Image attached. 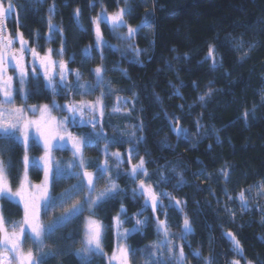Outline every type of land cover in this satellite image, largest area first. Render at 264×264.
Wrapping results in <instances>:
<instances>
[{"label": "trees", "instance_id": "obj_1", "mask_svg": "<svg viewBox=\"0 0 264 264\" xmlns=\"http://www.w3.org/2000/svg\"><path fill=\"white\" fill-rule=\"evenodd\" d=\"M13 4L12 16L4 21L7 35L16 39L17 33L22 34L28 47L37 48L41 55L51 48L56 60L62 40L66 41L63 59L70 69H78L83 74L81 83L94 85L92 71L98 66L105 69L104 79L111 81L112 94L104 100L108 106L103 117L104 131L109 137L127 134L122 136L124 140L135 139L130 136L132 131L137 137H143L136 145L138 156L132 163L143 158L154 189L170 193L181 202L184 211L169 209L168 222L172 225L174 243L184 247L186 264H203L208 258H215L214 264H233V261L264 264V192L259 187L264 185V0H129L127 5L123 0H13ZM125 7L135 9L131 16L125 17L134 28L151 14V25L140 31L133 42L141 55L136 57L126 43L116 39L101 23L104 40L116 46V50L105 49L103 61L99 51H94L92 59L82 63L83 50L95 46L92 20L102 10L113 14ZM50 8L55 10L52 23L62 32L55 33L52 41L47 42ZM77 10L85 31L77 25ZM126 32L124 28L119 35ZM19 46L17 40L14 47ZM210 47L220 65L215 70L212 59L206 60ZM73 55L74 62L69 60ZM25 59L28 62L30 54L26 53ZM114 65L119 66L118 71L113 70ZM125 71L127 77L122 75ZM74 79L69 76L70 83ZM177 89L179 96L175 95ZM104 90L103 87L96 89L85 97H56V101L61 105L68 100L94 101ZM200 96H204V101L199 100ZM117 97L126 102V107L113 113L111 108L117 103ZM45 103L51 105L52 97L39 96L29 101L36 105ZM53 114L59 118L66 115ZM173 117L178 118L180 128L188 130L186 138L182 134L178 138L171 130V125L176 123ZM70 130L79 134L85 129ZM131 146L124 143L110 151L126 156ZM98 148L102 149L103 143ZM23 154L20 147L2 157L5 163L11 161L14 166L10 173L13 188L18 183L16 177L23 171ZM42 154V150L29 153L31 157ZM53 155L61 162L71 159L67 151H56ZM85 158L90 163H102L104 159L98 150H87ZM114 163L110 160V167ZM129 167L125 163L117 171L127 173ZM89 171L95 169L90 167ZM222 172H227V177ZM161 175L167 178L166 184L160 183ZM29 178L33 184L41 183L43 172L29 169ZM106 180L98 184V191L105 187ZM76 182L75 179L63 181L52 189V194L58 197ZM117 183L126 195L117 197L97 213V218L109 226L119 212L121 201L128 217L139 212L143 204V199L132 198L136 184L123 178ZM241 191L246 193L247 211L240 207ZM163 204L169 205L167 197ZM4 208L7 221L21 219L22 209L18 211L7 202ZM62 214L63 210L57 209L45 223ZM185 214L194 229L187 243L179 239ZM87 216L85 212L56 233L55 242H49L44 252L61 251L63 255H57L49 264H82L76 253L82 247V226ZM151 216L149 210L140 218ZM160 218L164 219L162 215ZM133 225L134 221H129L124 227L131 229ZM229 232L239 241L243 257L234 252L227 238ZM69 235L71 239L64 238ZM106 237L104 250L110 256L116 243L111 227ZM156 240V225L150 222L143 234L129 237L126 243L131 248H147ZM31 247V244L25 245L26 249ZM196 251L201 253V258L191 255ZM91 262L107 264L105 258L97 256H92ZM131 264H144V260L138 255Z\"/></svg>", "mask_w": 264, "mask_h": 264}, {"label": "snow or ice", "instance_id": "obj_2", "mask_svg": "<svg viewBox=\"0 0 264 264\" xmlns=\"http://www.w3.org/2000/svg\"><path fill=\"white\" fill-rule=\"evenodd\" d=\"M123 3L127 5L129 0H123ZM134 11L135 9L130 7L120 8L113 14H107L106 10H102L92 20L95 26V46L83 50L82 63L91 60L94 51H99L100 59L103 61L105 49L116 50V46L108 45L104 40L101 23L108 27L116 39L126 43L127 48L136 57H139L141 50L135 47L133 42L140 31L151 25V14L145 16L142 23L134 28L125 20V17L131 16ZM13 12V0H0V145H3L0 147V264H49L51 259L63 255V252L45 253L44 249L48 247L49 242H55L56 233L78 220L85 212L88 216L85 217L82 226L83 239L80 241L82 247L76 253L77 259L82 264H92V256L105 258L107 264H131L138 255L143 258L144 264H186L184 247L174 243L172 225L168 222L169 209L184 211L181 202L175 200L170 193L158 192L154 189L153 184L149 182L151 178L143 158H139L138 163H132L138 156L136 145L143 140V137H137L136 132L132 131L130 136L135 139L124 140L122 136L127 134L109 137L104 131L106 125L103 117L108 107L104 104V100L112 94L111 81L104 79L105 69L98 66L92 71L91 74L95 77L94 85L81 83L83 74L78 69H70L68 62L63 59L66 41L62 40L61 48L55 54L59 57L56 60L53 59L51 48L41 55L37 48L28 47V41L22 34L17 33L16 39H13L5 33L4 21L10 18ZM54 14V8H50L48 20L50 35L47 37V42L52 41L55 33L62 32L52 23ZM78 16L79 10H77L76 22L80 30L85 31L79 23ZM124 28H127V32L119 35ZM17 40L20 44L18 49L14 47ZM26 53L30 54L28 62L25 59ZM75 59V55L69 57L70 61L74 62ZM207 59H212L213 70L220 66L215 60L212 47L209 48ZM10 70L13 74H9ZM113 70L118 71L119 66L114 65ZM122 75L127 77L128 73L125 71ZM69 76L75 78L74 82H69ZM102 87L105 90L94 101L68 100L64 105L56 101V97L61 96L67 98L71 95L81 97L92 95L96 89ZM175 95H180L178 89ZM39 96L52 97L51 105L29 104L30 100ZM17 100L20 101L19 105ZM199 100L204 101V96H200ZM122 106L126 107V102L121 97H117V103L112 106L111 111L118 113ZM55 112L66 115L58 118L53 114ZM172 119L176 123L171 125V130L177 133L178 138L181 134L186 138L188 130L178 126V118ZM112 127L113 131H116L115 126ZM140 127L142 128L143 125ZM197 127H200L199 123ZM70 129L85 130L74 134ZM101 143H103L102 149L98 148ZM124 143L132 145L126 156L119 151H110L112 147ZM20 147L23 148L24 153L21 161L23 171L16 177L18 183L13 188L10 173L14 170V166L11 161L5 163L2 157ZM33 150H42L43 154L39 157H31L29 153ZM87 150H98L104 157L103 162L87 161L85 158ZM56 151L70 152L71 159L67 162L54 159L53 154ZM110 160L115 162L111 167ZM125 163L130 166L129 171L127 173L117 171ZM90 167L95 171H89ZM29 169L43 172L41 183L31 182ZM222 175L227 177L228 173L222 172ZM105 178H107L105 187L98 191V184L105 181ZM121 178L137 185L133 189L132 198L134 201L143 199V204L139 212L128 217V210L121 201L119 212L112 218V225L109 226L97 218V213L104 210L106 205L114 203L117 197L126 195L117 183ZM71 179L77 182L58 197L52 194V189L57 185ZM159 179L161 184L168 182L162 175ZM259 187L264 191V185ZM165 197L169 200L167 207L163 204ZM238 199L241 210L247 211L245 191L239 193ZM5 202L15 206L18 211L22 209L23 214L19 221L6 220ZM68 205L71 207H67ZM57 209H62L63 214L52 219L50 223H45V219ZM149 210L152 216L141 219L140 217ZM161 215L164 219L160 218ZM129 221H134L131 229L124 227ZM150 222L156 225V242L147 248H131L126 241L135 234H143ZM109 227L113 229L116 241L110 256L104 250ZM193 232L191 221L185 214L179 239L187 243L188 237ZM64 238L72 237L69 235ZM227 238L234 252L243 257V250L235 236L229 232ZM27 244L33 247L26 249ZM188 246L190 247V244ZM191 255L201 258L199 251ZM214 259L208 258L203 264H214ZM233 264H239V261H233Z\"/></svg>", "mask_w": 264, "mask_h": 264}, {"label": "rangeland", "instance_id": "obj_3", "mask_svg": "<svg viewBox=\"0 0 264 264\" xmlns=\"http://www.w3.org/2000/svg\"><path fill=\"white\" fill-rule=\"evenodd\" d=\"M30 60V59H29ZM10 74H13L12 72H11V70H10ZM58 117V116H57ZM59 118V117H58ZM39 184V183H38ZM262 192H264V191H262ZM246 203L248 204V201L246 200Z\"/></svg>", "mask_w": 264, "mask_h": 264}]
</instances>
